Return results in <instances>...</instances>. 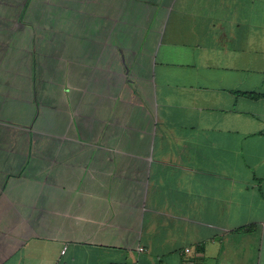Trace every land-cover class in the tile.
<instances>
[{
    "label": "crops",
    "instance_id": "1",
    "mask_svg": "<svg viewBox=\"0 0 264 264\" xmlns=\"http://www.w3.org/2000/svg\"><path fill=\"white\" fill-rule=\"evenodd\" d=\"M0 264H264V0H0Z\"/></svg>",
    "mask_w": 264,
    "mask_h": 264
},
{
    "label": "built area",
    "instance_id": "2",
    "mask_svg": "<svg viewBox=\"0 0 264 264\" xmlns=\"http://www.w3.org/2000/svg\"><path fill=\"white\" fill-rule=\"evenodd\" d=\"M65 251H66V249H65L63 252H65ZM140 251H144V249H143V248H141V249H140Z\"/></svg>",
    "mask_w": 264,
    "mask_h": 264
}]
</instances>
